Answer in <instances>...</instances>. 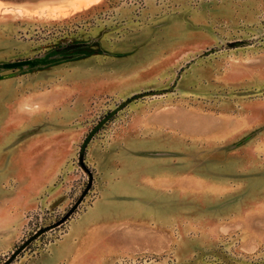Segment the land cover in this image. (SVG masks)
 I'll use <instances>...</instances> for the list:
<instances>
[{
	"label": "rangeland",
	"instance_id": "1",
	"mask_svg": "<svg viewBox=\"0 0 264 264\" xmlns=\"http://www.w3.org/2000/svg\"><path fill=\"white\" fill-rule=\"evenodd\" d=\"M76 65L80 80L93 72L97 83L126 78V87L94 97L63 133L46 134L57 146L44 167L56 180L37 195L22 194V165H7L0 148V264L63 218L90 175L80 210L10 264H33L97 198L99 171L87 153L82 166L79 152L126 101L94 142L128 136L139 111L158 124L151 140L117 150V172L106 168L122 237L102 264H264V0H0L2 92ZM150 159L153 180L142 171Z\"/></svg>",
	"mask_w": 264,
	"mask_h": 264
},
{
	"label": "crops",
	"instance_id": "2",
	"mask_svg": "<svg viewBox=\"0 0 264 264\" xmlns=\"http://www.w3.org/2000/svg\"><path fill=\"white\" fill-rule=\"evenodd\" d=\"M76 67L78 65L72 66L67 74L56 72L50 77L44 71H39L33 76L13 80L5 93L0 87V148L7 149V165H22V194L37 195L56 180V175L48 176L44 167L49 162L47 156L53 155L49 150L57 146L45 139L46 134L63 133L64 127L70 126L94 97L118 92L120 87H126V78L111 77L106 83H97L93 72L80 80ZM166 118L167 123L174 122V114ZM153 122L158 124L157 116L139 111L128 124V136L118 138V135L112 138L108 146L92 140L86 153L99 171L98 186L95 185L100 194L89 205L85 203V208L70 220L63 238L38 256L33 264H102L110 254L108 247L112 243H120L122 236L118 232L117 215L120 199L107 194L113 173L106 175V168L109 166L111 170H119L117 150L133 148V141L142 143L151 140L152 135L148 132L151 133ZM144 133L146 135L139 137ZM129 139L131 143L127 144L126 140ZM20 148L24 152L15 156V151ZM142 171L146 175L149 173L153 180V173L156 174L157 169L153 170L152 159ZM108 206L114 208L111 213L107 211Z\"/></svg>",
	"mask_w": 264,
	"mask_h": 264
},
{
	"label": "water",
	"instance_id": "3",
	"mask_svg": "<svg viewBox=\"0 0 264 264\" xmlns=\"http://www.w3.org/2000/svg\"><path fill=\"white\" fill-rule=\"evenodd\" d=\"M238 44V43H237ZM128 101L122 103L112 111H110L102 120H100L95 127L89 132V134L84 139L80 152H79V161L82 166H85L84 158L87 146L89 142L92 140V138L96 135V133L114 116L117 114V112L127 103ZM93 184V177L90 175V179L88 181L87 187L85 188L83 194L80 196V198L77 200V202L74 204V206L69 210V212L63 216L58 222L45 227L43 229H40L38 232H36L31 238H29L22 246H20L15 252L12 253V255L2 264H10L12 261L30 244L32 241H34L36 238H38L40 235L44 234L46 231L54 229L63 223H65L71 215L77 210L79 205L83 202L84 198L86 197L87 193L91 189Z\"/></svg>",
	"mask_w": 264,
	"mask_h": 264
},
{
	"label": "built area",
	"instance_id": "4",
	"mask_svg": "<svg viewBox=\"0 0 264 264\" xmlns=\"http://www.w3.org/2000/svg\"><path fill=\"white\" fill-rule=\"evenodd\" d=\"M81 204H82V203H81ZM81 204L79 205V207L77 208V210H80V206H81ZM63 224H64V223H63ZM63 224H62V225H63ZM60 226H61V225H60Z\"/></svg>",
	"mask_w": 264,
	"mask_h": 264
}]
</instances>
